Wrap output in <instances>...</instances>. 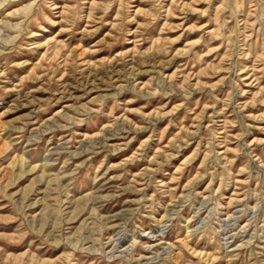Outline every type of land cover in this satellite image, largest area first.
Instances as JSON below:
<instances>
[{"label":"rangeland","instance_id":"374dc122","mask_svg":"<svg viewBox=\"0 0 264 264\" xmlns=\"http://www.w3.org/2000/svg\"><path fill=\"white\" fill-rule=\"evenodd\" d=\"M0 264H264V0H0Z\"/></svg>","mask_w":264,"mask_h":264}]
</instances>
